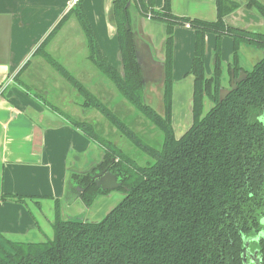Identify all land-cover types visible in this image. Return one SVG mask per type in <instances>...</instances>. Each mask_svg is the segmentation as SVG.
<instances>
[{
    "label": "trees",
    "instance_id": "trees-1",
    "mask_svg": "<svg viewBox=\"0 0 264 264\" xmlns=\"http://www.w3.org/2000/svg\"><path fill=\"white\" fill-rule=\"evenodd\" d=\"M154 1L111 2L123 72L105 59L83 0L75 1L33 52L76 90L83 99L82 107L99 111L151 161L138 164L94 122L68 116L74 127L101 146L103 155L87 170L69 175L67 192H75L83 205L90 207L98 196L110 192L95 183L96 177L110 172L121 182L115 190L122 192L123 198L94 222L62 219L56 200L53 237L42 242H0V264H243L245 237L261 228L259 220L264 215V55L219 101L221 38L231 37L229 66L237 70L241 44L264 50V33L225 23L224 17L239 6L232 0H215L214 20L177 16L171 12L170 0H162L159 8ZM246 6L264 19V3L247 0ZM132 9L165 25L162 114L144 101ZM70 14L75 15L84 34L88 60L160 130V144L143 140L47 51L51 37ZM177 25L194 30L193 57L185 74L192 78V122L178 138L172 126L173 32ZM206 33L215 35L210 76L204 67ZM205 98L212 105L203 114ZM2 199L23 201L22 196L14 195Z\"/></svg>",
    "mask_w": 264,
    "mask_h": 264
},
{
    "label": "crops",
    "instance_id": "crops-1",
    "mask_svg": "<svg viewBox=\"0 0 264 264\" xmlns=\"http://www.w3.org/2000/svg\"><path fill=\"white\" fill-rule=\"evenodd\" d=\"M232 1L238 2L239 6L224 17L227 25L248 30L264 28V19L254 8L246 7L247 0ZM257 1L264 3V0ZM111 2L112 0H83L82 4L105 59L116 68L119 60L121 68L115 28L110 19ZM74 4V0H0L2 244H5V240L42 242L52 238L56 200L59 202L62 219L98 221L101 219L100 212L107 204L106 199H112L116 192L99 197L90 207L83 205L75 192H67L69 175L72 172H83L97 164L102 158L103 149L67 119L78 109V103L71 101L70 104L50 107L51 104L46 103L37 93H31L24 83L28 80L36 89H50L51 83L48 81L52 80L55 84L53 87L62 92L67 91L61 80L48 70L45 65L48 63L40 55H33V52ZM161 5L162 0L154 1L155 7L159 8ZM170 7L171 12L177 16L205 20L216 18L215 0H170ZM132 17L135 31H140L142 35L143 48L144 44H148L152 59L160 65L164 60L165 25L139 15L134 9ZM76 23L75 15L70 14L46 47L51 55L64 56L69 64H73L70 59L72 57L88 56L84 34L75 27ZM173 37L172 99L173 103L174 99H184L186 104L188 86H191L192 93V80L185 74L193 57L194 30L189 25H177L174 27ZM75 42L81 43L80 49L76 48ZM214 44V33H206L204 67L207 74L210 73L208 61ZM231 51L232 39L223 35L221 58L224 62L227 63L226 57ZM117 57L119 59L116 60ZM26 62L27 66L20 71ZM52 69L56 71L53 67ZM19 71L18 79H15L14 76ZM80 71H84V66H80ZM56 73L63 78L57 71ZM81 108L84 111L81 112L83 117L87 113L86 109ZM5 195L22 196L23 201L4 200L2 197ZM111 208L103 210L104 215Z\"/></svg>",
    "mask_w": 264,
    "mask_h": 264
},
{
    "label": "rangeland",
    "instance_id": "rangeland-1",
    "mask_svg": "<svg viewBox=\"0 0 264 264\" xmlns=\"http://www.w3.org/2000/svg\"><path fill=\"white\" fill-rule=\"evenodd\" d=\"M157 8V7H156ZM133 12V9H132ZM257 14V13H256ZM258 15V14H257ZM259 16V15H258ZM76 28L81 30L78 23L75 25ZM73 27V29H75ZM258 31H263V29H255ZM82 33V31H80ZM83 34V33H82ZM226 38L230 39V36L224 35ZM140 31L138 33L137 45L140 52L142 54V65L144 66L145 73V89H144V101L153 107L158 113H163V103H162V89H163V67L158 64L159 69L156 68V65H150L149 59L142 53L145 52L143 48V44L141 43ZM85 39V37H83ZM115 39V38H114ZM116 42V39H115ZM76 48L81 47V43H77ZM86 47V45H85ZM242 47V46H241ZM49 49V48H48ZM52 53V52H51ZM211 56L208 61V69L211 71L212 64L211 59L213 57V50L211 51ZM241 64L246 67V69H251L252 66L262 57L264 54V50L258 47L244 45L243 49L241 48L239 51ZM52 56L55 57L61 64H63L66 69L78 80H80L84 85L92 92L99 100L108 105V107L121 118L146 142L157 145L162 141V135L158 128L154 127V125L145 118L141 113H139L129 102H127L117 91L115 86L111 81H109L102 73H100L95 66L88 60L87 54L84 56L72 57L70 59L73 60V64H69L66 61V58L61 55H56L52 53ZM229 61L231 58V52L227 54L226 57ZM38 60V58H36ZM119 59L118 57L116 60ZM223 61V60H222ZM117 69H120V63L118 60ZM224 63V61H223ZM50 72L57 76L59 80L65 85L64 87L67 91L62 92L60 89H56L55 84H53L52 80H49L48 83L50 89H39L33 87L29 81H25V85L28 86L29 91L31 93H37L38 96L42 97V99L51 104L50 107L60 106V104H67L71 101L78 103V109L74 111L73 116L71 118L84 120L88 122H94L96 124V128L101 130L102 133H108L114 140V142L121 146L138 164L145 165L148 161L151 160L145 155L141 154L132 143H130L124 136L120 134V132L111 125L108 120L96 109L83 107L86 109L87 115L81 116L84 112L82 110V106H79L83 101L81 96L76 92V90L63 78H61L56 71L52 69L51 66L45 64ZM80 66H84V71H80ZM225 76V75H224ZM52 81V82H51ZM224 85H227V81L225 80ZM191 86H188V95H186L187 103L184 104V99H174V103L172 102V126L174 128L175 136L178 138L181 136L184 131H186L191 125L192 113H191ZM212 103L205 98L204 106H203V114L210 108ZM49 106V105H48ZM68 112L69 110H65ZM70 112V111H69ZM68 112V113H69ZM82 112V113H81ZM71 113V112H70ZM78 117V118H77ZM82 117V118H80ZM102 134V135H103ZM112 199H106V206H104L103 210L107 209V207H113L117 204L122 198L123 194L121 192H114L112 195ZM103 210L100 212V218L104 217ZM261 225V231L258 237L262 236L264 238V215L259 220ZM253 246V244H252Z\"/></svg>",
    "mask_w": 264,
    "mask_h": 264
},
{
    "label": "flooded vegetation",
    "instance_id": "flooded-vegetation-1",
    "mask_svg": "<svg viewBox=\"0 0 264 264\" xmlns=\"http://www.w3.org/2000/svg\"><path fill=\"white\" fill-rule=\"evenodd\" d=\"M248 9H251V8H248ZM242 29H244V28H242ZM245 30H248V29H245ZM249 31H256V30H249ZM257 32L264 33L263 31H257ZM244 45H248V44H244V43L241 44V46H244ZM249 46H251V45H249ZM238 57H239V68L237 70H235L234 67L229 66V64L232 61V51H231L230 61L228 60L227 63L226 62L223 63L222 58H221V61H222L221 62L222 63L221 64L222 74H221V82H220V86H219V90H218V98L220 97V93L221 92H223L224 97H225L228 92H230L231 90L235 89V88L231 89L232 85L235 84V83L237 85V83H239L240 81L245 79L246 75H247V72L250 70V69H246V67H244L241 64L239 51H238ZM214 61H215V59H214V55H213V64H214ZM213 64H212V68H211V71H210L209 74H207L206 71H205L207 76H210L212 74ZM156 66H157L156 68L159 67L158 65H156ZM187 77H189V76H187ZM189 78H191V77H189ZM238 78H240L239 81H237ZM191 80H192V78H191ZM225 80L227 81V85L226 86L223 83ZM116 179H117V177H116ZM118 182L121 184L120 181H118ZM120 184H119V186H120ZM117 187H115L114 189H108V190H110V192H112V191L120 192V191L115 190ZM76 189L79 190L78 187H76ZM107 194H104V195H107ZM101 196H103V195L98 196L95 199V201ZM260 231H261V228L257 232L245 237V244H244L245 249H244V252H243V264H264V238L262 236L258 237ZM252 244H253V246H252Z\"/></svg>",
    "mask_w": 264,
    "mask_h": 264
},
{
    "label": "water",
    "instance_id": "water-1",
    "mask_svg": "<svg viewBox=\"0 0 264 264\" xmlns=\"http://www.w3.org/2000/svg\"><path fill=\"white\" fill-rule=\"evenodd\" d=\"M110 19H111V22H112V12L110 14ZM137 38H138V33L135 32V38H134V44H135V49H136V61L141 69V74H142V80H143V84L145 83V73H146V70L144 68V66L142 65V62H141V59H142V54L140 55V52H139V49H138V45H137ZM145 43V42H144ZM145 48V52H142L148 59H149V64L150 65H156L158 64L159 65V62L156 63V61H154L152 59V53L151 51L149 50V47H148V44H144ZM160 69L161 67H163V62H160ZM121 72H123V67H122V64H121ZM240 78L237 79V81H239ZM236 87V83L232 85V88H235ZM145 88V86H144ZM224 98V94L223 92L220 93V97H219V101H221L222 99ZM95 183L100 186L102 189H114L115 187L119 186V182L117 181L116 179V176H114L113 174H111L110 172H104L102 175L96 177L95 179Z\"/></svg>",
    "mask_w": 264,
    "mask_h": 264
},
{
    "label": "built area",
    "instance_id": "built-area-1",
    "mask_svg": "<svg viewBox=\"0 0 264 264\" xmlns=\"http://www.w3.org/2000/svg\"><path fill=\"white\" fill-rule=\"evenodd\" d=\"M74 1H76V0H74Z\"/></svg>",
    "mask_w": 264,
    "mask_h": 264
}]
</instances>
